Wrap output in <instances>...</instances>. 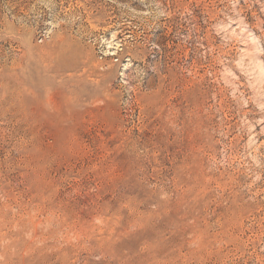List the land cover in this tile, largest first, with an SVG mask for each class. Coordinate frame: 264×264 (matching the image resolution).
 Instances as JSON below:
<instances>
[{"label": "rangeland", "instance_id": "374dc122", "mask_svg": "<svg viewBox=\"0 0 264 264\" xmlns=\"http://www.w3.org/2000/svg\"><path fill=\"white\" fill-rule=\"evenodd\" d=\"M0 264H264V0H0Z\"/></svg>", "mask_w": 264, "mask_h": 264}]
</instances>
